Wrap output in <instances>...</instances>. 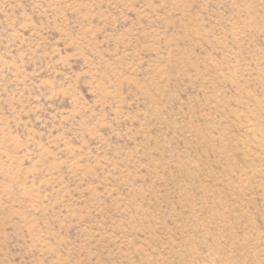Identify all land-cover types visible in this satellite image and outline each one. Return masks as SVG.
Instances as JSON below:
<instances>
[{"label": "rangeland", "instance_id": "1", "mask_svg": "<svg viewBox=\"0 0 264 264\" xmlns=\"http://www.w3.org/2000/svg\"><path fill=\"white\" fill-rule=\"evenodd\" d=\"M0 264H264V0H0Z\"/></svg>", "mask_w": 264, "mask_h": 264}]
</instances>
